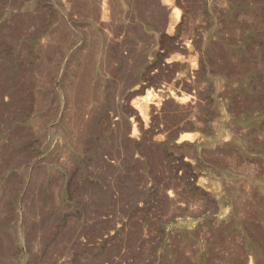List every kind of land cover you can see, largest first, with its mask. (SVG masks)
<instances>
[{
  "label": "rangeland",
  "instance_id": "1",
  "mask_svg": "<svg viewBox=\"0 0 264 264\" xmlns=\"http://www.w3.org/2000/svg\"><path fill=\"white\" fill-rule=\"evenodd\" d=\"M0 264H264V0H0Z\"/></svg>",
  "mask_w": 264,
  "mask_h": 264
},
{
  "label": "crops",
  "instance_id": "2",
  "mask_svg": "<svg viewBox=\"0 0 264 264\" xmlns=\"http://www.w3.org/2000/svg\"><path fill=\"white\" fill-rule=\"evenodd\" d=\"M188 118H186V120H187ZM187 124H189V123H187ZM186 132H190V133H192V138H181V139H179L178 141H182V140H188V142L190 143V144H192V145H197L198 144V141H199V136L198 135H200L199 134V129H198V127H191L190 128V130H188V131H186ZM198 152V151H197ZM194 184H195V186H196V188L200 191V192H202V193H204V192H207V190H204L203 191V189H207L206 187H208V186H204V183L201 181L200 183H198V182H194Z\"/></svg>",
  "mask_w": 264,
  "mask_h": 264
},
{
  "label": "bare ground",
  "instance_id": "3",
  "mask_svg": "<svg viewBox=\"0 0 264 264\" xmlns=\"http://www.w3.org/2000/svg\"><path fill=\"white\" fill-rule=\"evenodd\" d=\"M176 16V15H175ZM176 21V20H175Z\"/></svg>",
  "mask_w": 264,
  "mask_h": 264
}]
</instances>
